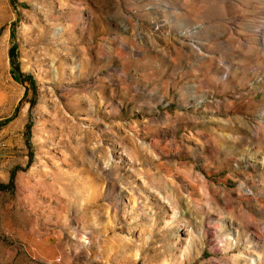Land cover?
I'll list each match as a JSON object with an SVG mask.
<instances>
[{"label":"rangeland","instance_id":"rangeland-1","mask_svg":"<svg viewBox=\"0 0 264 264\" xmlns=\"http://www.w3.org/2000/svg\"><path fill=\"white\" fill-rule=\"evenodd\" d=\"M258 257L264 0H0V264Z\"/></svg>","mask_w":264,"mask_h":264},{"label":"bare ground","instance_id":"bare-ground-1","mask_svg":"<svg viewBox=\"0 0 264 264\" xmlns=\"http://www.w3.org/2000/svg\"><path fill=\"white\" fill-rule=\"evenodd\" d=\"M260 243H261V241H260ZM260 261H261V257H258V259L252 260L251 264H258Z\"/></svg>","mask_w":264,"mask_h":264},{"label":"trees","instance_id":"trees-1","mask_svg":"<svg viewBox=\"0 0 264 264\" xmlns=\"http://www.w3.org/2000/svg\"><path fill=\"white\" fill-rule=\"evenodd\" d=\"M10 55H11V57L14 55V47L11 48V50H10ZM8 121H9V120H8Z\"/></svg>","mask_w":264,"mask_h":264}]
</instances>
